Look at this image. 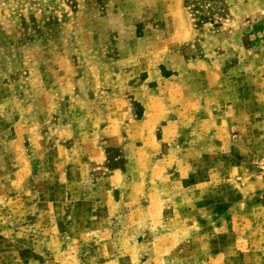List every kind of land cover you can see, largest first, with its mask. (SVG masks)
Returning a JSON list of instances; mask_svg holds the SVG:
<instances>
[{"label":"rangeland","instance_id":"obj_1","mask_svg":"<svg viewBox=\"0 0 264 264\" xmlns=\"http://www.w3.org/2000/svg\"><path fill=\"white\" fill-rule=\"evenodd\" d=\"M200 1L0 0V264H264L230 201L264 193V0Z\"/></svg>","mask_w":264,"mask_h":264},{"label":"crops","instance_id":"obj_2","mask_svg":"<svg viewBox=\"0 0 264 264\" xmlns=\"http://www.w3.org/2000/svg\"><path fill=\"white\" fill-rule=\"evenodd\" d=\"M263 105H264V98H263ZM99 153V152H98ZM118 174L114 173V176L117 177ZM232 188V196L230 201L233 203L234 206L236 205V209H243L247 203H249L252 199L255 203L254 208L259 212H264V193L258 192L261 188L258 186V182L255 180L247 181L243 179V182L240 183H231ZM230 185V186H231Z\"/></svg>","mask_w":264,"mask_h":264},{"label":"trees","instance_id":"obj_3","mask_svg":"<svg viewBox=\"0 0 264 264\" xmlns=\"http://www.w3.org/2000/svg\"><path fill=\"white\" fill-rule=\"evenodd\" d=\"M190 6L194 19L197 21L196 24H198L199 22L205 23L212 20V17L210 16L209 12L208 14H206L203 11H201V9L207 8V5L203 4V2H201L200 0H194L193 3L192 2L190 3Z\"/></svg>","mask_w":264,"mask_h":264},{"label":"built area","instance_id":"obj_4","mask_svg":"<svg viewBox=\"0 0 264 264\" xmlns=\"http://www.w3.org/2000/svg\"><path fill=\"white\" fill-rule=\"evenodd\" d=\"M260 168L261 170L263 171V174H264V159L260 162Z\"/></svg>","mask_w":264,"mask_h":264}]
</instances>
